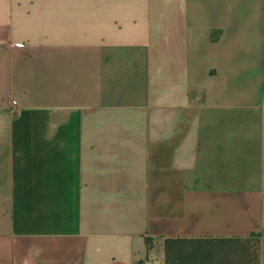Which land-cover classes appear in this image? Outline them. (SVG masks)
Segmentation results:
<instances>
[{
  "label": "crops",
  "instance_id": "1",
  "mask_svg": "<svg viewBox=\"0 0 264 264\" xmlns=\"http://www.w3.org/2000/svg\"><path fill=\"white\" fill-rule=\"evenodd\" d=\"M251 234L264 264V0H0V264Z\"/></svg>",
  "mask_w": 264,
  "mask_h": 264
},
{
  "label": "trees",
  "instance_id": "2",
  "mask_svg": "<svg viewBox=\"0 0 264 264\" xmlns=\"http://www.w3.org/2000/svg\"><path fill=\"white\" fill-rule=\"evenodd\" d=\"M164 264H259V235L164 241Z\"/></svg>",
  "mask_w": 264,
  "mask_h": 264
},
{
  "label": "built area",
  "instance_id": "3",
  "mask_svg": "<svg viewBox=\"0 0 264 264\" xmlns=\"http://www.w3.org/2000/svg\"><path fill=\"white\" fill-rule=\"evenodd\" d=\"M15 104H16L15 102L12 103L13 107H14Z\"/></svg>",
  "mask_w": 264,
  "mask_h": 264
}]
</instances>
